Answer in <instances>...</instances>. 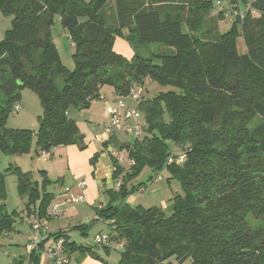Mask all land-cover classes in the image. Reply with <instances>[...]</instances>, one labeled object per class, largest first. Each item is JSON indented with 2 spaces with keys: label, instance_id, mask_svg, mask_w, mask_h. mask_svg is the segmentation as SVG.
<instances>
[{
  "label": "trees",
  "instance_id": "obj_1",
  "mask_svg": "<svg viewBox=\"0 0 264 264\" xmlns=\"http://www.w3.org/2000/svg\"><path fill=\"white\" fill-rule=\"evenodd\" d=\"M232 2L244 9L223 32L226 14L210 0H0V12L13 17L0 41V151L5 155L29 152L34 140L38 155L58 146L85 149L68 111L89 108L103 86H112L117 96L143 89L146 80L174 89L138 105L143 137L117 144L134 164L126 169L112 157L116 186L105 190L109 203L95 208L110 222L111 242L122 244L118 264H264V231L254 229L249 216H264V0ZM56 15L75 47L73 70L63 65L53 43ZM118 37L132 47L131 60L114 50ZM25 87L43 108L36 134L6 125ZM257 119L262 122L252 127ZM182 154L183 163L168 164ZM145 168L152 172L150 182L166 171L169 180L181 184L182 194L166 209L127 203L144 189L131 182ZM13 172L19 193L28 199V216L49 220L55 198L46 189L51 181L44 175L39 184L29 172ZM6 197L0 172V239L15 224ZM75 228L86 235L89 227ZM48 238L64 239L69 260L76 252L99 258L71 241L68 232ZM102 247L110 253L109 246ZM42 251L43 241L13 264H40Z\"/></svg>",
  "mask_w": 264,
  "mask_h": 264
},
{
  "label": "rangeland",
  "instance_id": "obj_2",
  "mask_svg": "<svg viewBox=\"0 0 264 264\" xmlns=\"http://www.w3.org/2000/svg\"><path fill=\"white\" fill-rule=\"evenodd\" d=\"M88 1V0H86ZM213 2L216 11L222 7V9L227 12L229 7L234 11H241L244 9L242 3L232 2V0H210ZM219 8V9H218ZM223 11V12H224ZM231 10H229L230 12ZM221 12V11H220ZM224 12V14H225ZM13 17L8 16L0 12V41H2L6 32L11 29ZM60 16L56 15L54 18L53 25L51 27L52 39L55 45L57 52L59 53L60 59L65 67L70 70H73L75 67L73 54L75 47L71 45V40L69 34L64 30ZM231 22L226 16L220 24L221 31L226 32L230 30ZM118 39L114 45V50L122 55L120 52L121 43L119 41H124L122 37ZM129 45V43H128ZM130 49L133 51L132 47L129 45ZM239 51L244 52L243 41H239ZM123 56V55H122ZM128 56V55H126ZM130 56V55H129ZM128 56V57H129ZM130 58V57H129ZM109 87L106 85L105 87ZM139 87H134L133 90L137 91ZM168 90H174L170 87H162L155 82L148 80L143 86V95L145 99H152L156 97L159 93L165 92ZM18 105L21 109L17 112L12 110L9 112L6 125L8 129L13 130H30L36 134L40 128L39 117L43 114V108L40 102L39 97L31 89L25 87L20 90ZM74 109V108H72ZM73 111V110H71ZM262 120H254L252 127L260 124ZM134 135H124V140L132 143L134 142ZM63 147L58 146L53 149L50 159L44 161L41 159V154L38 155V149L36 146V140L33 142V146L29 152L20 155H5L0 151V172L5 175V185L7 197L5 205L9 213L14 214L15 224L14 230L11 233L9 238H5L8 235H5L0 239V264H13L16 259L20 257H27L29 255L27 251V245L30 242V239L33 238L34 234L31 227L27 224L28 214L26 210V205L28 199L18 191V177L13 172L15 168H19L22 172L31 173L32 180L38 182L39 184L44 181L43 172L48 173V178L52 182L57 181L59 178L65 177L70 179L71 173L68 169L67 159L65 153L63 152ZM172 149L176 153L181 152V147L178 145H173L171 143ZM124 162L122 166L126 169H129L130 159L127 153H120ZM119 156V155H118ZM152 172L150 169H143L140 174L134 178L131 182V185L139 186L144 184L148 185L144 193L136 192L133 195L137 199L135 205H149L157 208H162L161 202L164 200L169 203L170 198L175 195V191L182 194V186L177 180L168 181V173L166 171L162 172L158 176L161 178L159 184H155L149 181ZM116 186V184H115ZM153 186V187H152ZM160 188L159 193H153V190ZM53 190V187L50 188V191ZM131 195V196H133ZM130 196V197H131ZM262 201H264V193L260 194ZM109 203V197L105 192V189L99 191V199L95 202L93 207L89 206L87 202L84 203H70L67 205V211L64 215L53 217V221L48 225L51 232L57 231L60 227L69 228L70 234L73 237L74 242L83 247H89L92 249L99 258L92 257L91 255L82 256L79 252L72 254V260L70 264H118L120 260L121 248H117L115 243L109 247L111 249L110 253H107L106 249L102 246H97L95 242L96 235H111V226L106 223L95 211V208L100 207L101 204L107 205ZM250 216V222L254 229H260L264 231V216ZM79 225L88 226L86 235L82 233L79 229L75 228ZM48 230V231H49ZM5 238V239H4ZM49 242V241H48ZM51 244V243H50ZM44 247V250H47L50 246ZM40 264H56L54 260L48 257L46 252L41 253Z\"/></svg>",
  "mask_w": 264,
  "mask_h": 264
},
{
  "label": "crops",
  "instance_id": "obj_3",
  "mask_svg": "<svg viewBox=\"0 0 264 264\" xmlns=\"http://www.w3.org/2000/svg\"><path fill=\"white\" fill-rule=\"evenodd\" d=\"M117 40L118 39H116L115 43L117 42ZM119 42L121 43L122 46L120 52L128 60H131L134 56V52H132V50L130 49L128 42L127 43L124 41H119ZM71 45L73 46L72 43ZM126 55L128 56L130 55L129 56L130 58ZM147 81L148 80H146L145 82ZM100 94H101L100 98L94 101L89 108L84 110L70 108L68 111V116L71 119L75 120L80 128L81 134L84 137L83 142H85L86 148L81 149L77 145H69L63 147L64 148L63 152L65 153L67 159L68 169L72 177L70 179H66L65 177L59 178L55 182H52L50 180L51 184H49L46 188L49 193L55 195L54 196L55 198L51 206L56 202L61 203V208L58 216L64 215L66 213L67 211L66 207L69 204L64 202L63 199H58L56 197L58 193L61 191V189L66 188L70 192L76 195L84 196L85 202H87L89 206L93 207L95 202L99 199L100 190L112 189L115 186L113 181V174L115 172V167L113 165L112 157H115L117 160H119V157H121L120 153L123 152L127 153L126 151H119L117 145V144L129 143L126 140H124L125 134L117 132L115 133V135L111 137H107L104 134L103 127L109 119L107 114L108 107L114 105L118 98L123 97L125 99L127 106L129 107H135L137 106V103L133 99L128 98V96H117V93L112 86L109 87L103 86L101 88ZM52 152L53 150L51 151V154ZM44 175L48 178V173L46 171H44ZM168 178H170L169 175ZM168 178L166 179L170 181ZM82 182L86 183V187L83 189L80 188L79 186L80 183ZM159 182H161V180L156 181V178H154V180L152 181V183L155 184H159ZM147 186L148 185H145L144 188L146 189ZM51 187H53L52 191H50ZM159 191L160 188H156L155 190H153V193H159ZM139 192H141V190H139ZM144 192L145 190L141 193ZM174 193L175 195L180 194L179 192L176 191ZM172 198H170V200ZM135 202H137V199L135 198L134 195L129 197L127 200V203L131 206H134ZM139 205L144 206L142 204ZM167 205H169V203L165 202L164 200L161 202V206L163 209H166L168 207ZM144 207L150 208L153 206L145 205ZM52 221L53 218H50L47 221L45 228L43 229L42 241L44 242V247H47L50 243L51 244L49 247H51L54 244V239L48 237L58 232H64V231L68 232V236L70 237L71 241H74L73 237H71V234L69 232L70 227L69 228L60 227L57 231L51 232L48 229L49 228L48 225ZM106 223L109 224L110 222H106ZM10 236L11 234L5 238H9ZM42 252H46V250Z\"/></svg>",
  "mask_w": 264,
  "mask_h": 264
},
{
  "label": "built area",
  "instance_id": "obj_4",
  "mask_svg": "<svg viewBox=\"0 0 264 264\" xmlns=\"http://www.w3.org/2000/svg\"><path fill=\"white\" fill-rule=\"evenodd\" d=\"M219 9V8H218ZM229 10H231L229 12ZM229 10L225 12L222 7L219 9L220 11H224L226 16L229 18L230 22L233 21L236 15H238L239 11H234L229 7ZM128 98L133 99L137 106L135 107H129L127 106L125 99L123 97H120L117 99L116 103L112 106H109L107 109L108 114V121L103 127L104 134L107 137H111L115 135V133H123L125 135H134L135 139L142 138L144 135V118L143 114L138 108V105L141 103V101L144 99L143 95V89L139 88L137 91L131 90ZM21 109L20 105H16L14 107L15 111H19ZM51 152H42L41 153V159L44 161H48L50 159ZM185 159V155H179L178 157L171 156L168 160V164H181L183 163ZM124 160L119 157V163H123ZM134 162L130 160L129 167L133 165ZM161 180V178L158 176L156 177V181ZM121 181L118 182V186L120 185ZM80 188H85L86 183L82 182L80 183ZM144 189H141V192H143ZM58 199H63L66 203H82L84 202V196L76 195L72 192H70L68 189L63 188L56 196ZM61 208V203L56 202L54 203L48 210V217L53 218L55 216L59 215ZM48 219L41 220L39 217L35 214H32L29 216L27 224L31 227L33 231V238L30 239L29 244L27 245V251L28 253H31L34 250H37L39 248V244L43 240V229L45 228V225L47 223ZM95 242L97 245L101 246H109L112 244L111 242V235H96ZM117 248H121L122 244H116ZM46 253L48 257L52 258L56 264H70L69 258L66 256L64 251V239L61 238L54 242V244L49 247L46 250Z\"/></svg>",
  "mask_w": 264,
  "mask_h": 264
},
{
  "label": "water",
  "instance_id": "obj_5",
  "mask_svg": "<svg viewBox=\"0 0 264 264\" xmlns=\"http://www.w3.org/2000/svg\"><path fill=\"white\" fill-rule=\"evenodd\" d=\"M17 85L20 86V87H22V85H23L22 81H19V80H18V81H17Z\"/></svg>",
  "mask_w": 264,
  "mask_h": 264
}]
</instances>
